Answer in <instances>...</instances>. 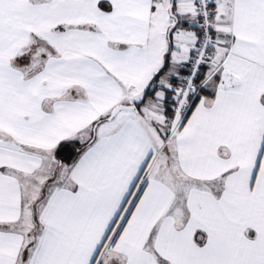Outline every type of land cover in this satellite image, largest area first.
Returning a JSON list of instances; mask_svg holds the SVG:
<instances>
[{
    "label": "snow or ice",
    "instance_id": "snow-or-ice-1",
    "mask_svg": "<svg viewBox=\"0 0 264 264\" xmlns=\"http://www.w3.org/2000/svg\"><path fill=\"white\" fill-rule=\"evenodd\" d=\"M0 264H264V0H0Z\"/></svg>",
    "mask_w": 264,
    "mask_h": 264
}]
</instances>
